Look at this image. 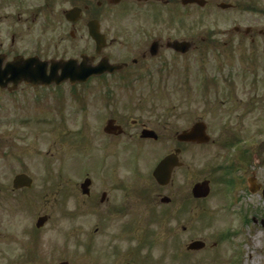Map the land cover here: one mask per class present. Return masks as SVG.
<instances>
[{
	"label": "flooded vegetation",
	"instance_id": "1",
	"mask_svg": "<svg viewBox=\"0 0 264 264\" xmlns=\"http://www.w3.org/2000/svg\"><path fill=\"white\" fill-rule=\"evenodd\" d=\"M141 3L150 5V18L137 17L126 22V13L135 11ZM159 5L168 9L171 0H0V97L6 94L19 98V95L29 96L31 93L58 97V93L63 92L70 101L65 105V112L58 114L61 123H65L70 107L80 106L81 109H74L80 115L88 111V100L102 98L105 100L102 101L104 112L97 108L100 110L96 116L99 120H95L99 121L110 140L105 151L118 152L121 138L129 139L128 148L133 151L130 156L135 159L137 152L133 143L135 147L145 143V146L155 148L146 153L148 164L151 163L144 169H138L136 161H132L127 165L111 163L95 169L69 168L51 172L56 178L51 188L53 206L64 219L61 222H68L64 231L76 239L108 236L107 249L113 260L104 262L107 264H147L151 257H143L142 250L151 243L165 245L153 264H161L169 251L173 253L169 256L173 260L218 252L223 237H195L194 233L200 227L192 221V215L200 216L207 211L205 207H210L207 200L217 182L234 186L236 190L246 187L264 198V185L260 183L256 169L258 164L261 167L264 163V145L258 140L262 133L254 139L243 137L244 132L235 130L237 126L245 125L244 112L261 110L256 97L250 96L246 103L243 96L257 95L260 88H264V62L258 63L255 56H248L244 57V62L240 58L241 61L236 63V58L226 56L220 59L215 79L203 78L201 88L206 90L205 99L212 96V86L221 87L217 94L226 98L223 103L230 108L228 119L219 120L216 125L225 126V134H218L221 129L216 133L214 124L199 119L185 128L178 125L180 117L173 124L166 112L159 111L155 101L160 97L155 95V89L171 84L168 76H171L172 69L177 75H187V83L193 81L189 66L183 67L181 72L175 65L178 58L187 59L197 46L185 37L177 39L171 29L158 30L157 25L164 17ZM254 31L252 26L243 29L236 25L228 33L232 39L240 35L247 38ZM257 33L264 36V28L258 29ZM177 42L189 43L190 49L178 48ZM227 42H224L225 46L233 45ZM232 48L236 49V46ZM140 89L149 90L146 92L148 97L141 98V108L137 110L146 115L141 113L140 118H134L124 114L127 108L118 110L114 92ZM179 100L178 94L176 101ZM227 100L231 102L226 103ZM199 123L206 126L205 133L210 136L208 142L185 140L184 133ZM85 125H89L88 121ZM98 129L85 131V128H79L76 131L85 139L94 140ZM76 131L68 129L66 134L76 135ZM80 141L75 147L89 149L91 140L84 142L86 148L79 145ZM170 157L167 181H159L155 176L157 167ZM193 161L195 164L203 162L197 168ZM64 172L70 173L67 179L63 178ZM189 176L196 179L191 183ZM144 177L146 182L141 183L140 179ZM31 178L32 187L17 189L13 186V179V189L0 188V209H5L8 221H11L9 225L15 220V209L21 213L25 209L28 216L30 209L35 208L33 212H37L35 227L27 226L22 231L27 244V249L22 250L25 252L22 256L26 258L22 260L26 264H35L38 259L40 250H35L34 244L40 241V232L52 219L45 209L39 210L46 201L43 190L35 193V197L30 194L36 189L35 179ZM204 181H210L212 190L209 196H197L194 186ZM240 198L235 199V203L243 204ZM150 199L152 203L148 206ZM226 204L223 202L218 206ZM43 216L49 219L40 225ZM2 220L0 218V244L8 236L15 239L17 234L12 228L2 227ZM158 222L162 224L159 226ZM155 226L159 229L153 230ZM185 235H188V241L181 244L180 239ZM196 241L202 243L201 248L190 250ZM129 242L137 246L135 252L134 249L129 252L135 258L123 259L122 246Z\"/></svg>",
	"mask_w": 264,
	"mask_h": 264
},
{
	"label": "rangeland",
	"instance_id": "2",
	"mask_svg": "<svg viewBox=\"0 0 264 264\" xmlns=\"http://www.w3.org/2000/svg\"><path fill=\"white\" fill-rule=\"evenodd\" d=\"M224 3L231 5L232 8L222 9L220 6ZM161 6L159 5L158 8L164 11L162 13L164 17L157 25L158 30L171 29L177 39L185 37L192 43L194 42L197 47L193 48L187 59L178 58L175 65L181 72H183V67L189 66L193 81L187 83L185 80L187 75L182 77L177 75L175 69H172L171 76H168L171 84L155 89V95L160 97V99H156V105L161 113H167L173 124L180 117L178 125L185 128L199 119L214 124L215 132L221 129L218 134L220 132L225 134V126H221V128L216 126L219 120L223 122L230 115L228 104L223 103L226 98L223 99L222 95L217 94L219 92L217 90H221V87L212 86V96L205 99L204 92L206 90L201 88V82L205 76L211 80L215 79L220 59L226 56L236 58V63L241 61L240 58L244 62V57L248 56H255L258 63L264 62V36L257 33L258 29L264 28V0H207L204 6L193 3L185 6L181 0H171L168 9ZM149 8H151L150 5L141 3L135 11L131 10L126 13V22L137 17L150 18L148 17L151 16ZM155 15L159 17L158 13ZM236 25L243 29L252 26L255 30L254 34L247 38L240 35L232 39L228 32ZM203 38H207V40L202 41ZM225 41L232 42L236 49L232 48L233 45L225 46ZM261 70L259 67L258 72ZM220 85L223 86L222 81ZM147 91L149 90L114 92V101L118 110L127 108L124 111L125 115L140 118L143 113L137 110L141 108V98L148 97ZM178 94L180 100L177 102L176 95ZM53 95L40 96L39 94L38 96L31 93L29 96L19 95V98L6 94L0 97V188L13 189L12 183L16 174L26 172L35 179L36 189L34 193L30 194L40 193L41 190L44 192L43 196L46 201L45 204L42 203L39 210L45 209L52 219L40 232V241L34 244L35 250H40L35 264H58L62 260H68L72 264H100L112 261L111 252H108L107 249L108 236L99 235L92 236V238L76 239L66 234L64 229L68 228V222L65 221V224L61 222L64 219L60 217L58 208H54L52 203L51 188L55 185L56 178L53 177L55 174L51 172L65 171L69 168L95 169L100 165L111 163L127 165L132 161H136L138 169H144L149 161L146 153L153 152L155 148L147 147L145 143L137 144L135 147L133 143L137 152L135 154L137 159H135L132 158L133 155L130 156L133 151L130 152L131 150L128 148L129 139L121 138L117 145L118 152L105 151L104 147L110 144V140L105 136L101 125L99 126V121L95 120L96 118L99 120V116H96L100 110L97 108L102 109L101 113L104 112L105 105L102 104L104 99L88 100L87 106L90 109L88 108L86 112L82 111L84 113L80 115L74 110L75 107H79L78 110L81 109L80 106L70 107L66 113L65 123H61L58 114L65 112L64 108L70 101V97L63 92H59L58 97H53ZM250 96L256 97L257 102L260 101L261 110L244 112L245 125L237 126L235 130L244 132L243 137H253L254 139L258 133H262L258 140H262L264 145V88H260L257 95L246 94L243 96L246 103ZM230 100H227L226 103ZM188 112L192 114L190 115ZM102 116L104 115L102 114ZM87 121L89 125L86 126ZM227 123H225L226 126ZM79 128H85V131L100 128L101 131L96 130L97 135H94V140H92L85 139L81 135L82 133L76 131ZM68 129L76 131V135L74 133L66 134ZM70 140L74 144L69 143ZM88 140H91L88 145L89 149L82 150L83 148L75 147L78 145V141L82 142L79 145L87 147L85 143H88ZM250 143L252 144V142ZM202 162L198 161L195 164L193 161L196 167ZM256 169L259 172V181L264 185V163L261 167L258 164ZM69 174L64 172L63 178L67 179ZM145 179L147 178L140 179L141 183ZM195 179L189 176V182L192 183ZM227 186L226 184L220 185L218 182L214 184L213 192L207 200L210 207H205L206 213L203 212L200 216L192 215V221L195 222L196 227H200L198 232L194 233L195 237L211 238L218 235L223 237L218 248L219 251L202 253L201 256L194 258H187L180 254L182 257L178 260L170 258L169 256L173 253L169 251L168 257L166 256L161 264H264V198L256 192L251 193L246 187L236 190L234 186ZM35 196L37 195H33V197ZM239 197L243 200V204L235 203V199L237 200ZM223 202L227 204L218 206ZM150 203H152L151 199L148 201V206ZM142 208L145 209L144 205ZM34 209H30L29 216L24 212L25 209L22 213L15 209L13 225H9L8 222L11 221H8L5 209H0V218L4 219L2 227L17 231L15 239L11 236L1 239L0 264H26L22 260L26 258V256L23 258L22 254L25 252L22 250L27 249L22 231L24 227L34 226L36 223L37 212L34 213ZM194 211L197 210L194 209ZM158 223L159 226L162 224ZM154 229L158 230L159 228L155 226ZM187 236L181 237V244L187 243ZM122 247L121 258H135L131 254L133 249L134 252L136 251L137 246L135 247L134 243L129 242L128 245L125 243ZM164 247L165 245L162 247L159 243L147 245L142 250L143 257H151L152 261L148 258L147 264H153L160 257Z\"/></svg>",
	"mask_w": 264,
	"mask_h": 264
},
{
	"label": "water",
	"instance_id": "3",
	"mask_svg": "<svg viewBox=\"0 0 264 264\" xmlns=\"http://www.w3.org/2000/svg\"><path fill=\"white\" fill-rule=\"evenodd\" d=\"M183 3H185V4L197 3L200 6H204L207 2H206V0H183ZM229 6L230 5H227V4L221 5L222 8L229 7ZM176 46L178 48L179 47H184V51L190 49L189 48V46H190L189 43L179 44L177 42ZM205 132H206L205 124L204 123H199V124H197L194 127L193 130L184 133L183 137H184L185 140H192V141L200 140L201 142H208L210 137L207 136V133H205ZM171 159H172L171 157L170 158H166L165 161H163L157 167L158 169L155 172V176L157 177V179L159 181H162V180H164L165 182L167 181L166 175H167V171H169L168 170V166H169L168 163H169V161ZM169 175H170V172H169ZM31 183H32V179L30 178V176L28 174H25V173L18 175L15 178V180H14V186L16 188H23L24 186L32 187ZM194 189H195L194 190L195 194L197 196H208L210 194V191H211L210 182L209 181L201 182L198 185H196L194 187ZM48 218L49 217H41V219H40L41 224L40 225H44V223L47 222ZM201 245H202L201 242H198V241L193 242L191 244V246H190V249L191 248L200 249ZM60 264H69V262L63 261V262H60Z\"/></svg>",
	"mask_w": 264,
	"mask_h": 264
}]
</instances>
